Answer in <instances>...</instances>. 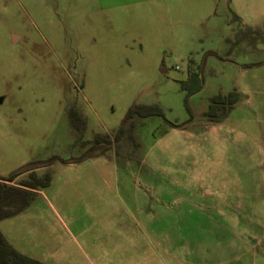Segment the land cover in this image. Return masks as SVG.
Masks as SVG:
<instances>
[{
  "label": "rangeland",
  "instance_id": "374dc122",
  "mask_svg": "<svg viewBox=\"0 0 264 264\" xmlns=\"http://www.w3.org/2000/svg\"><path fill=\"white\" fill-rule=\"evenodd\" d=\"M32 172L0 230L44 264H264V0H0V178Z\"/></svg>",
  "mask_w": 264,
  "mask_h": 264
},
{
  "label": "trees",
  "instance_id": "16d2710c",
  "mask_svg": "<svg viewBox=\"0 0 264 264\" xmlns=\"http://www.w3.org/2000/svg\"><path fill=\"white\" fill-rule=\"evenodd\" d=\"M202 85L199 84L192 93L200 91ZM239 94L231 93L226 98H218V101L225 102L232 109L238 102ZM217 101L215 102V104ZM219 104V103H218ZM212 107L207 113L213 116ZM134 116L149 118L154 116H163V112L156 106H134L129 110L127 119ZM20 173H15L6 178H0V223L6 219L17 216L22 213L30 204V199L38 187H47L50 184V178L45 176L39 178L34 172L30 173L27 179L16 182ZM0 264H44L24 254L19 253L10 245L0 230Z\"/></svg>",
  "mask_w": 264,
  "mask_h": 264
},
{
  "label": "crops",
  "instance_id": "0c3cea01",
  "mask_svg": "<svg viewBox=\"0 0 264 264\" xmlns=\"http://www.w3.org/2000/svg\"><path fill=\"white\" fill-rule=\"evenodd\" d=\"M2 232V231H1ZM2 234H3V232H2ZM4 235V234H3ZM5 237V236H4ZM6 238V237H5Z\"/></svg>",
  "mask_w": 264,
  "mask_h": 264
}]
</instances>
